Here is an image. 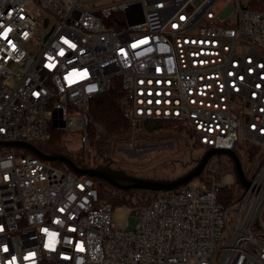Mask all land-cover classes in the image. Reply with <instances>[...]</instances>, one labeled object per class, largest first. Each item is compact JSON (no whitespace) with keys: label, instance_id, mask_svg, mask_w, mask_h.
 <instances>
[{"label":"built area","instance_id":"obj_1","mask_svg":"<svg viewBox=\"0 0 264 264\" xmlns=\"http://www.w3.org/2000/svg\"><path fill=\"white\" fill-rule=\"evenodd\" d=\"M98 1L0 0V142L56 129L87 151L91 101L119 79L130 131L173 120L235 149L245 127L264 156V2ZM244 170L229 205L205 172L116 222L93 178L0 146V264H264V157Z\"/></svg>","mask_w":264,"mask_h":264},{"label":"rangeland","instance_id":"obj_2","mask_svg":"<svg viewBox=\"0 0 264 264\" xmlns=\"http://www.w3.org/2000/svg\"><path fill=\"white\" fill-rule=\"evenodd\" d=\"M111 1L100 0L97 5L102 6ZM119 17L121 19L122 14H119ZM11 84L15 86L16 79H13ZM80 133H64V146L69 155L75 157L85 156L89 167L104 164L102 159L109 158L113 162L112 168L149 178L173 179L184 174L194 165L193 159L198 158L204 149L199 145L194 130L185 123H178L175 127L170 128L163 127L153 132H149L142 123L136 131H130L127 135L112 137L109 140L107 138L102 139L97 148L91 146L87 152L82 147ZM242 134L244 140L240 142L239 147H243V149L247 147L256 151L257 158L255 157L256 159L252 165H258L259 163L256 161L262 154L260 149L255 143L247 139L245 127ZM44 144L43 141L35 142L37 147ZM247 148L246 151H248ZM20 152L24 154V150L20 149ZM69 157L71 158V156ZM57 168L64 172L67 171L64 164ZM218 177L221 184L232 188L235 192H241L232 171L219 172ZM192 184L201 185L202 182L197 178L193 180ZM104 189L108 190L106 186H104ZM105 193L109 195L108 201L116 204L114 212L116 222H127L132 208L147 203L152 195L149 192ZM125 201H128L130 205H124L123 202ZM261 221L264 222V206Z\"/></svg>","mask_w":264,"mask_h":264},{"label":"trees","instance_id":"obj_3","mask_svg":"<svg viewBox=\"0 0 264 264\" xmlns=\"http://www.w3.org/2000/svg\"><path fill=\"white\" fill-rule=\"evenodd\" d=\"M261 2L264 1L261 0ZM261 2L255 1L254 7L260 5ZM124 94L125 92L122 83L119 79H117L114 81V84L110 91L100 95L99 97L91 101L90 111L88 113V118H87V130H86L89 136L90 148L91 146L97 148L100 142L102 141V139L104 138H107L109 140V138L127 135L130 132V128H131L130 118L123 107ZM158 123L160 125L159 129H162L163 127L164 128L175 127L178 124V122L173 120H162L159 121ZM43 142H45V144L39 147L43 151L63 153L67 156H71L72 159L75 157L67 153V150L64 146L65 143L64 132L58 131L56 129H51L49 139ZM239 144L241 143L240 142L238 143V145L235 147V150L237 151L243 163V166L245 167L246 165H252L255 159L257 158L256 156L257 152L247 147L246 148L248 149V151H246L245 150L246 148L245 149H243V147L240 148ZM262 160H263V155L260 154L258 160L256 161L257 163H259L258 165H260ZM74 161L77 164L86 165L88 163L87 158L85 156L75 157ZM53 165L55 167H58L61 164L53 163ZM231 167L232 164L227 158H222L221 160L214 159L209 164V168L206 170V173H215L218 176L219 172L223 173L229 171ZM66 170H67L66 172L69 171L68 169ZM94 180L97 187L100 190L101 198L106 202H109L108 201L109 195L105 192H123L109 186L104 182H101L100 180L97 179ZM104 186L107 187L108 189L107 191L104 189ZM130 192H146V191H130ZM151 194H152L151 198L147 203L138 206L149 204L154 197V193ZM220 197L221 200L226 203V205H229L236 200V194L234 193V190L228 186L226 188L221 189ZM123 204L130 205L128 201L123 202ZM113 205L115 206L116 204Z\"/></svg>","mask_w":264,"mask_h":264},{"label":"water","instance_id":"obj_4","mask_svg":"<svg viewBox=\"0 0 264 264\" xmlns=\"http://www.w3.org/2000/svg\"><path fill=\"white\" fill-rule=\"evenodd\" d=\"M231 10L232 7L226 9L221 14V18H225ZM158 127L157 124H145V128L149 132H153L158 129ZM0 146L25 150L35 157L49 163L64 164L70 172L77 176H88L100 180L123 192L146 191L158 193L176 190L200 178L214 159L221 160L222 157L227 158L231 162L232 172L239 186L246 190L251 187V181L248 179L243 163L235 149H206L198 158L193 159L194 165L187 172L173 179H161L133 175L125 170L112 168L110 163L92 167L80 166L72 158L63 153L46 152L35 144L25 141L0 142Z\"/></svg>","mask_w":264,"mask_h":264},{"label":"flooded vegetation","instance_id":"obj_5","mask_svg":"<svg viewBox=\"0 0 264 264\" xmlns=\"http://www.w3.org/2000/svg\"><path fill=\"white\" fill-rule=\"evenodd\" d=\"M149 125H155V124H157L159 127H158V129L160 128V125H159V123H148ZM204 151V150H203ZM222 158H225V157H222ZM221 158V159H222ZM102 161L104 162V164H100V165H107V164H111V167L113 166L112 164H113V162L109 159V158H104V159H102ZM80 166H87V164L85 165V164H79ZM97 166V165H96ZM99 166V165H98Z\"/></svg>","mask_w":264,"mask_h":264}]
</instances>
